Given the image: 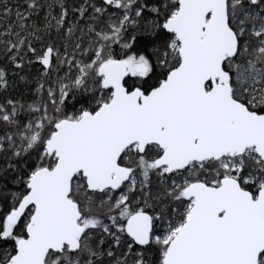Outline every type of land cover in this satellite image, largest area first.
Returning a JSON list of instances; mask_svg holds the SVG:
<instances>
[{"label":"snow or ice","instance_id":"6c2138e0","mask_svg":"<svg viewBox=\"0 0 264 264\" xmlns=\"http://www.w3.org/2000/svg\"><path fill=\"white\" fill-rule=\"evenodd\" d=\"M0 264H264V0H0Z\"/></svg>","mask_w":264,"mask_h":264}]
</instances>
